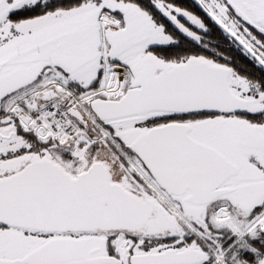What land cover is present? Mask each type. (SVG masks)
I'll return each instance as SVG.
<instances>
[{
    "label": "snow or ice",
    "instance_id": "6c2138e0",
    "mask_svg": "<svg viewBox=\"0 0 264 264\" xmlns=\"http://www.w3.org/2000/svg\"><path fill=\"white\" fill-rule=\"evenodd\" d=\"M0 264H264V0H0Z\"/></svg>",
    "mask_w": 264,
    "mask_h": 264
}]
</instances>
